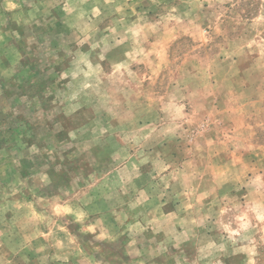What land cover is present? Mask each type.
<instances>
[{"label":"rangeland","instance_id":"374dc122","mask_svg":"<svg viewBox=\"0 0 264 264\" xmlns=\"http://www.w3.org/2000/svg\"><path fill=\"white\" fill-rule=\"evenodd\" d=\"M0 264H264V0H0Z\"/></svg>","mask_w":264,"mask_h":264}]
</instances>
